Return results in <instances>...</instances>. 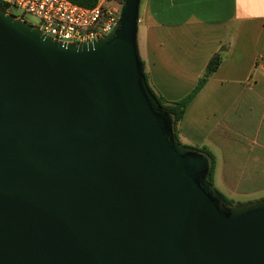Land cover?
Wrapping results in <instances>:
<instances>
[{
	"label": "water",
	"instance_id": "obj_1",
	"mask_svg": "<svg viewBox=\"0 0 264 264\" xmlns=\"http://www.w3.org/2000/svg\"><path fill=\"white\" fill-rule=\"evenodd\" d=\"M140 1L81 43L0 8V264H264V199L229 205L146 82Z\"/></svg>",
	"mask_w": 264,
	"mask_h": 264
},
{
	"label": "crops",
	"instance_id": "obj_2",
	"mask_svg": "<svg viewBox=\"0 0 264 264\" xmlns=\"http://www.w3.org/2000/svg\"><path fill=\"white\" fill-rule=\"evenodd\" d=\"M137 44L151 87L167 101L185 98L223 48L178 138L212 153L222 194L240 203L264 197V0H141Z\"/></svg>",
	"mask_w": 264,
	"mask_h": 264
},
{
	"label": "built area",
	"instance_id": "obj_3",
	"mask_svg": "<svg viewBox=\"0 0 264 264\" xmlns=\"http://www.w3.org/2000/svg\"><path fill=\"white\" fill-rule=\"evenodd\" d=\"M16 18H35L44 34L63 42H90L105 36L117 23L123 0H97L91 7L70 0H0ZM9 13V11H6ZM26 21V20H25Z\"/></svg>",
	"mask_w": 264,
	"mask_h": 264
},
{
	"label": "trees",
	"instance_id": "obj_4",
	"mask_svg": "<svg viewBox=\"0 0 264 264\" xmlns=\"http://www.w3.org/2000/svg\"><path fill=\"white\" fill-rule=\"evenodd\" d=\"M76 4L85 6V7H91L93 5L96 4L97 0H70ZM0 8L3 9L4 11H9V13L11 14H17L14 10H9L8 7L0 2ZM223 48H221L219 51H217L216 53H214L211 58L209 59V61L207 62L200 78L197 81V84L195 85L194 89L183 99L181 100H177V101H167L165 100L162 96H160L157 92L154 91V89L151 87L149 80H148V76L144 70V64L142 63V67H143V74L145 76L146 82L151 90V92L154 94V96L156 97L158 103L160 104L161 108L164 110V112L168 115V117H170L171 120V127H172V134L174 136V138L180 143L179 138H178V134H177V126L179 124V121L181 120L185 107L187 105V103L190 101V99L196 94V92L203 86V84L208 80L209 77L212 76V74L214 73V71L217 69V67L219 66V64L221 63L222 59H223ZM183 146L189 147L191 149H193L194 151L201 153L205 156L207 162H208V172H207V180L212 183L214 185V173H215V158L212 155L211 152H209L207 150V148L205 147H198V146H187L182 144ZM219 191V190H218ZM220 192V191H219ZM220 194H222L220 192ZM222 196L224 197V199L226 200V202L229 205H243L246 204L245 203H240V202H235L233 199L228 198L227 196H225L224 194H222ZM260 199H264V197L260 198ZM248 203V202H247Z\"/></svg>",
	"mask_w": 264,
	"mask_h": 264
},
{
	"label": "rangeland",
	"instance_id": "obj_5",
	"mask_svg": "<svg viewBox=\"0 0 264 264\" xmlns=\"http://www.w3.org/2000/svg\"><path fill=\"white\" fill-rule=\"evenodd\" d=\"M25 20H26L27 22H29L30 24H34V25L36 24V20H35V18L32 17V16H30V15H26V16H25ZM255 197H256V196H254V195L252 194V195H250L249 198H247V199H249L250 202H251V201L256 200ZM244 199H245V198L240 197L239 200H244Z\"/></svg>",
	"mask_w": 264,
	"mask_h": 264
}]
</instances>
